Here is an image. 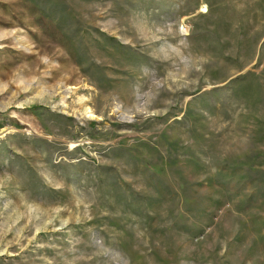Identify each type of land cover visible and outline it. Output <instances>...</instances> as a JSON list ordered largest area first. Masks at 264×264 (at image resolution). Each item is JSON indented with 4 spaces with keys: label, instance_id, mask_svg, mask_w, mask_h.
<instances>
[{
    "label": "rangeland",
    "instance_id": "1",
    "mask_svg": "<svg viewBox=\"0 0 264 264\" xmlns=\"http://www.w3.org/2000/svg\"><path fill=\"white\" fill-rule=\"evenodd\" d=\"M0 264H264V0H0Z\"/></svg>",
    "mask_w": 264,
    "mask_h": 264
}]
</instances>
